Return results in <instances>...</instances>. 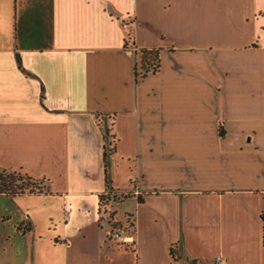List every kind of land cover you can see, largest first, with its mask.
I'll return each instance as SVG.
<instances>
[{
    "label": "crops",
    "instance_id": "obj_1",
    "mask_svg": "<svg viewBox=\"0 0 264 264\" xmlns=\"http://www.w3.org/2000/svg\"><path fill=\"white\" fill-rule=\"evenodd\" d=\"M141 49L160 69L137 79ZM0 169L47 190L0 195L34 264H264V0H0Z\"/></svg>",
    "mask_w": 264,
    "mask_h": 264
},
{
    "label": "rangeland",
    "instance_id": "obj_2",
    "mask_svg": "<svg viewBox=\"0 0 264 264\" xmlns=\"http://www.w3.org/2000/svg\"><path fill=\"white\" fill-rule=\"evenodd\" d=\"M132 32H130L128 34V37L130 39ZM143 70H136V78H140L142 79L143 77ZM111 131L110 127H107V134L109 135L108 137L110 138V134L109 132ZM108 150L110 149L109 147L107 148ZM31 190V187L28 188L26 190V193H29V191ZM33 191L35 193L38 192V190L33 189ZM14 200L11 199H6V198H0V222H1V214L4 212L5 214H7V212H9L8 214L10 216L13 217V215L15 214L14 212H16L17 210L14 208L13 203ZM16 202V201H15ZM43 200H39L36 198H29V199H25L22 200L20 202V205L18 204L19 208H20V214L23 215L25 214V209L30 207H35V206H40V203H42ZM60 201L58 200H52L50 203L52 204H48L49 208L52 209V211L58 212V214L60 216L65 214V211L62 209V207L57 208V204ZM48 208V210H49ZM133 205L132 202H129L128 200L123 201V203L121 204H115L113 206L114 210H119L120 214L126 219V215L127 213L131 212L130 210H132ZM12 212V213H11ZM61 218V217H60ZM63 224V223H62ZM51 225L49 224V222H47L46 220H39L38 221V227H36L34 225V230H33V235H41V236H48V232L47 229H49ZM61 227V226H60ZM59 227V229H60ZM26 228V226H24V224H19L17 226L18 230L24 231ZM62 229V228H61ZM11 231V229H10ZM11 237L10 239L8 238L9 236ZM4 236L1 241H0V264H34L32 261V259H29V255L27 253V247L25 246H20L21 243L23 242V240H21L20 236L17 233H10ZM28 240V239H27ZM44 240V239H43ZM26 240H24L25 242ZM31 243V240L29 242V245ZM46 245L45 241H42L41 243V248L43 249L44 246ZM40 249V248H38ZM200 250H204L203 247H200ZM36 264H41V259L37 258L36 259Z\"/></svg>",
    "mask_w": 264,
    "mask_h": 264
},
{
    "label": "trees",
    "instance_id": "obj_3",
    "mask_svg": "<svg viewBox=\"0 0 264 264\" xmlns=\"http://www.w3.org/2000/svg\"><path fill=\"white\" fill-rule=\"evenodd\" d=\"M160 69V49H141V70L144 71L143 78L147 77L149 73H155ZM107 160V154H106ZM109 162L106 161V180L110 184L107 170ZM31 187L29 193H35L33 189L38 190L37 193H44L47 191L41 184L21 173L0 169V195H7L11 197L21 196L26 194V190ZM127 198L130 195H126ZM139 203L143 200L138 198ZM25 230H31L30 226H26Z\"/></svg>",
    "mask_w": 264,
    "mask_h": 264
},
{
    "label": "built area",
    "instance_id": "obj_4",
    "mask_svg": "<svg viewBox=\"0 0 264 264\" xmlns=\"http://www.w3.org/2000/svg\"><path fill=\"white\" fill-rule=\"evenodd\" d=\"M132 48V52L136 51L134 45ZM118 197L120 198L121 195L109 193L106 198L102 199L100 204L101 220L107 223L110 240L116 242L121 250H133L135 249L134 220L132 216H127L125 223L117 220L113 206ZM215 264H227V260L223 256H218L215 259Z\"/></svg>",
    "mask_w": 264,
    "mask_h": 264
}]
</instances>
